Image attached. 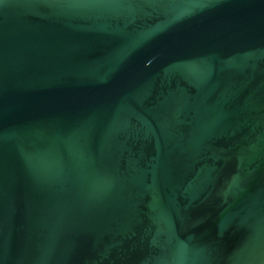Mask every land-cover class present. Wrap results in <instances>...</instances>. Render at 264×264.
<instances>
[{
	"label": "water",
	"instance_id": "water-1",
	"mask_svg": "<svg viewBox=\"0 0 264 264\" xmlns=\"http://www.w3.org/2000/svg\"><path fill=\"white\" fill-rule=\"evenodd\" d=\"M0 264H264V0H0Z\"/></svg>",
	"mask_w": 264,
	"mask_h": 264
}]
</instances>
